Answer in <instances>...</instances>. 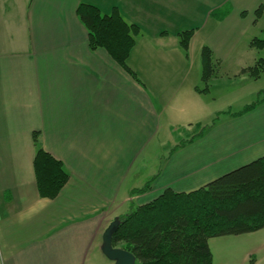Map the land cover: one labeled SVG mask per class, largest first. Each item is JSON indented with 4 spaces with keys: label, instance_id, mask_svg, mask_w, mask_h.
<instances>
[{
    "label": "crops",
    "instance_id": "0c3cea01",
    "mask_svg": "<svg viewBox=\"0 0 264 264\" xmlns=\"http://www.w3.org/2000/svg\"><path fill=\"white\" fill-rule=\"evenodd\" d=\"M184 1L146 0L155 12L148 16L159 17L169 7L180 15ZM204 1L205 16L195 20L207 17L204 24L176 28L177 35L195 29L190 49H197V42L208 46L223 63L239 47L250 48L259 35L264 9L254 23L264 0ZM186 2L193 12L202 0ZM81 3L105 14L120 8L116 0H0V264H88L92 257L101 259L102 236L112 215L126 213L119 195L128 181L133 184L128 202L143 205L167 189H199L264 156V140L255 143L264 127L261 109L241 119L233 148L213 150L204 164L182 159L174 165L177 150L158 175L144 172L143 179L137 164L160 130L152 94L130 62L139 81L104 49L90 50L88 31L77 15ZM222 10L224 16L211 22L213 13ZM171 48L182 51L181 46ZM175 64V78H189L185 57ZM38 147L70 173L54 200L42 199L38 192ZM234 159L240 161L232 166ZM148 182V192L135 194Z\"/></svg>",
    "mask_w": 264,
    "mask_h": 264
},
{
    "label": "rangeland",
    "instance_id": "374dc122",
    "mask_svg": "<svg viewBox=\"0 0 264 264\" xmlns=\"http://www.w3.org/2000/svg\"><path fill=\"white\" fill-rule=\"evenodd\" d=\"M186 1L189 0L184 1V9H181L183 5L178 9L180 15L171 11H175V8L169 7L166 8L167 11L163 8L159 17L154 18L148 16L149 13L154 15L155 12L151 11L146 0H116L124 19L128 18L131 21H128L129 23H133L132 20L140 22L137 25L141 34L129 62L136 68L139 77L148 84L147 89L153 97V107L160 118V130L137 164L142 175L144 172L152 177L158 175L177 150L179 154L176 153L174 165L182 159H194L195 163L204 164L213 150L235 144L234 138L239 130L236 128L242 118L264 109L263 103L252 112L237 116L248 105L264 98V71L257 79L242 77L240 74L241 68L254 64L257 56L249 47L243 51L244 46L239 47L234 54L224 57L223 63L217 62L213 80L209 84L204 83L202 47H199L197 42V49L184 50L176 28L179 24H204L207 17L199 23L195 20L200 15L205 16L204 9L208 4L202 0L191 12ZM229 5L230 3L224 4V10ZM233 6L241 7L236 4ZM217 13L220 12L213 13L211 22L217 17ZM263 29L264 15L259 22L257 34L262 35ZM171 46H181L182 51L178 53V48L173 51ZM260 55L259 59L264 58V50ZM183 56L188 61L189 78H175V63L178 65ZM203 131L202 137L198 138ZM195 137L196 140H193ZM260 140H264V127L255 141L256 145ZM245 141L246 139L242 142ZM194 143L196 144L193 145ZM178 145L184 146L178 148ZM183 148L185 149L181 150ZM239 161L234 159L232 166ZM131 186L133 184L128 181L119 195L120 207L126 212L123 215L139 207L137 201L136 204L134 201L128 202L127 193L130 192ZM112 218L111 222L115 220L116 215H112ZM209 244L214 264H264V228L241 235L215 237L210 239ZM88 264H110V260L104 256L98 260L92 257Z\"/></svg>",
    "mask_w": 264,
    "mask_h": 264
},
{
    "label": "trees",
    "instance_id": "16d2710c",
    "mask_svg": "<svg viewBox=\"0 0 264 264\" xmlns=\"http://www.w3.org/2000/svg\"><path fill=\"white\" fill-rule=\"evenodd\" d=\"M263 9L264 4L256 10L254 24L259 21ZM224 14L220 11L217 17ZM77 15L88 31L90 50L104 49L139 81L129 65L141 34L139 26L124 19L118 8L105 14L95 5L81 3ZM194 35L195 29L179 35L184 50H189ZM250 49L257 53L254 64L243 67L240 74L257 79L264 71V58L259 59L264 50V29L262 35L251 40ZM219 61L210 47L202 48V80L205 84L213 80ZM263 103L264 98L248 105L237 116L252 112ZM34 140L37 145V135ZM182 146L178 145V148ZM34 170L42 199H56L70 180V173L63 162L41 147L36 151ZM150 189L151 182H148L135 194H143ZM119 218L121 224L113 235V246L133 253L137 258L136 264H214L210 239L264 228V156L194 191L167 189L155 200L139 205Z\"/></svg>",
    "mask_w": 264,
    "mask_h": 264
},
{
    "label": "water",
    "instance_id": "95a60500",
    "mask_svg": "<svg viewBox=\"0 0 264 264\" xmlns=\"http://www.w3.org/2000/svg\"><path fill=\"white\" fill-rule=\"evenodd\" d=\"M120 224V218L116 217L106 228L102 236L101 251L108 260L113 262V264H136L137 258L133 253L123 248L113 246V235Z\"/></svg>",
    "mask_w": 264,
    "mask_h": 264
}]
</instances>
